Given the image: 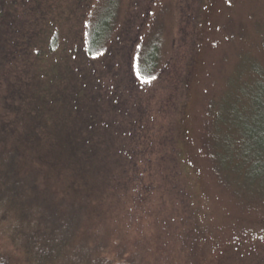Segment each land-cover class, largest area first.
<instances>
[{"label":"rangeland","instance_id":"obj_1","mask_svg":"<svg viewBox=\"0 0 264 264\" xmlns=\"http://www.w3.org/2000/svg\"><path fill=\"white\" fill-rule=\"evenodd\" d=\"M108 2L32 0L31 10H20L24 16L12 17L15 23L7 21L16 30L22 26L31 30L27 45L32 49L13 50L17 52L15 60L0 64L6 67L3 73L0 70V136L7 132L3 130L10 132L8 140L0 139V257L7 264H27L21 240L46 248L41 240L48 238L46 220L50 214L58 219L66 208L48 202L55 193L58 199L70 192V197L74 195L70 188L79 186L80 175L86 183L79 186L81 190L88 183L91 187L99 184L96 176L107 169L105 151L111 153L110 149L121 143L118 135L129 132V118L118 114L128 109L133 111L135 126L144 121L156 130L146 140L158 147L167 144L163 135L174 121L170 135L180 155V185L173 186L171 194L160 192L167 198L162 219L149 207L138 211L134 206L129 216L133 233L157 236L150 243L164 259H169L166 251L191 264H264V177L254 156L246 154L244 127L257 115L256 95L259 83L264 82V0H200L196 22L185 26L182 34L176 22L177 0H123L116 42L109 41L107 50L89 58L83 51L88 45V26ZM11 8L8 5L6 11ZM0 9L4 10L2 0ZM128 9L134 13L132 19ZM55 33L59 52L51 53ZM18 40L22 48L23 40ZM152 40L160 52L159 76L150 82L134 83L132 78L129 82L132 65L136 66ZM63 45L68 49L60 52ZM36 49L43 51L42 55ZM59 65L62 71L74 67L73 75H80L88 91L97 81V94L112 96L99 108L93 106L102 115L101 136L105 140L98 143L100 153L92 149L95 154L91 156H98L94 163L70 160L71 132L66 129L84 123L81 110H89L93 98L81 99L83 85L76 89L69 78L65 84L60 82L55 76ZM164 75L166 82L159 84ZM60 96L65 101H58ZM118 120H123L125 132L123 126L118 127ZM125 141L128 145V139ZM13 149L19 153L15 165L10 164ZM100 164L103 170L97 169ZM118 165L113 168L122 172V163L120 168ZM38 171L46 177V185ZM34 183L42 188L32 189ZM107 189L111 191L109 185ZM101 218L90 227L95 234ZM169 220H181V224L169 225ZM86 228L84 221L77 233ZM104 236L99 232L100 240Z\"/></svg>","mask_w":264,"mask_h":264},{"label":"trees","instance_id":"obj_2","mask_svg":"<svg viewBox=\"0 0 264 264\" xmlns=\"http://www.w3.org/2000/svg\"><path fill=\"white\" fill-rule=\"evenodd\" d=\"M31 1L32 0H2L4 10L0 9V64H11L10 62L15 60L16 53L23 51L20 49H27L28 47L27 44L29 43L31 30L27 32V28L23 26L22 30H16L10 22L15 23V21L11 19L12 17L21 18L24 16V13H20V10H31L33 8V6L29 4ZM199 4L200 0H177L176 11L178 18L176 22H178V31H180L181 34L183 32L185 33V26L196 22V14L198 13L197 10ZM8 5L12 8L11 10L6 11ZM34 6L38 7L39 5L35 4ZM123 10V0H109L107 6H104L101 11L94 16L88 26V45L87 48L84 47L83 49L84 53L86 52V55L89 58L107 50L106 45L109 41L116 42V33L119 31L120 23L123 19ZM127 11L128 14H132L130 17L132 19L134 15L132 9H128ZM16 14L17 16H15ZM37 16L38 15L36 14V19ZM24 28L25 35H23ZM189 34L191 36V41L193 42V34L190 32ZM16 37L17 40H15ZM21 38L23 40L22 48H20L18 44L21 42L18 39L21 40ZM135 39H137V37H135ZM57 42L59 44L58 33H55L51 42V53L59 52V48L56 47ZM150 43L151 44L148 43L147 49L144 48L142 50V55H140L136 66L132 65V72L129 73L130 75H127L129 82L132 78L134 83L137 80L141 83H145L150 82L159 76V69L161 68L159 47L154 40ZM33 47L36 48V46ZM28 49L31 50L32 46L28 47ZM67 49V45H63V48H60V52L64 50L67 51ZM73 49L71 51H73ZM110 49L111 47L109 50ZM13 50L18 51L15 52ZM36 53L42 55L43 51L41 52V50L39 51L36 49ZM20 56L25 58L22 53ZM189 57L190 55H187L185 67L188 64ZM27 58L29 59V55ZM134 58L135 53H133L132 57L133 62ZM4 66L0 67L2 73L5 72L4 70L6 67ZM27 68L29 67L27 66ZM61 69L63 68H60L59 65V69L57 73H55V76L60 82L62 81L65 84V82L68 81L66 78H69V81L74 84L76 89H79V87L83 85L82 89H84V91L82 90L83 98L81 99L87 100V97H89L91 100L93 98L89 110H81L82 116L86 117L83 118L80 115L81 119L83 118L84 123L68 126L66 129H69L71 132V134H69L71 136L72 145L70 153L72 156H70V160H74L77 164L89 162L94 163L98 156H91L95 154L92 149H98L100 153L101 147L99 144L101 145V141L102 143L105 141L101 136L103 131L102 128L104 127L103 123H101L103 118L101 113L96 109L105 102L107 97L110 96L112 99V96L110 94H106V96H103L102 94L98 95L97 81L93 83L94 87L89 88L88 91L87 86L85 85L86 82L83 83L79 79L80 75L75 74L76 77L73 75L74 67H69V69L64 67L63 71ZM79 72H81V69H79ZM129 76L131 77L129 78ZM165 77L166 75L158 79L159 84L162 83V80L166 79ZM259 84V94L256 95L257 110H254L257 115L254 116L249 123H246L244 127L246 130L247 141L246 154L247 156H254L252 158L255 160V164L260 165V172L264 177V82ZM109 86H111V84H109ZM5 95L7 96V94ZM15 95L16 94L13 93L12 97ZM57 99L58 101H65L62 96ZM178 104L179 99L177 100V105ZM88 105L89 104H87V106ZM93 106H95L96 109ZM119 109H121L120 105ZM127 110H121L118 114L122 118L124 117V119L129 118V132L118 135L121 138V143L116 145L114 149H110L113 150L111 153L109 150L105 151L106 153L104 155L106 158L107 169H102L101 164L103 161H100L101 164L97 165V169L99 167L103 171H100L102 173H98L99 176H96L100 181L99 184L95 186L96 188L91 187L88 183L81 190L79 186L82 188L86 183L84 177L80 175L78 176L79 182L77 183L79 186H76L73 189L70 188L74 193V195H72L73 197H70V190H68L70 192L69 196H63L62 199H58L55 193V197H52L51 201L48 202L50 204L49 206L52 204H59L66 208L62 211L58 219L53 218V215L50 214V219L46 220V227L49 228V233L46 236L48 238L41 239L44 241L43 243H46V248H44V246L40 247L35 243H29L28 241L21 240L19 242V245L23 247L21 250L22 253L28 256L27 264H191V262H183L179 260L172 252L168 253L164 251L169 256V259H164L161 254L156 253L157 251L154 250L155 247L150 243L157 236L154 235L153 237L151 235H146L143 237L142 231L141 236L139 234L135 235L130 229L129 216L132 213L131 210L134 206L138 208V211H140L141 208L146 210L147 207H149L158 219H162L165 209L163 202L166 201L167 198L160 192L171 194L173 186L180 185L178 183L180 178L178 169L180 155L178 154L177 146L172 142L173 139H171V135L173 134L171 126H174V121L163 135L167 141V144L164 146L166 148L162 146L158 147L154 141L148 142L146 140L147 137H153L152 134L154 132L156 133V130H151L146 123H143L144 121L139 123V126H135L134 124H137V122L132 120L135 117L133 111L129 110L127 112ZM117 111L119 112V110ZM237 111L239 114V110ZM98 120L99 122L97 124ZM120 121L118 120V127L122 128L123 126L124 129L125 127L122 125L124 122L123 120ZM84 124L87 125V128L83 127ZM132 124L136 127L135 132L131 128ZM131 129L134 133L131 132ZM125 130L126 128L124 129V132ZM3 131H7L8 133L4 132L5 135L2 137L0 136V139L5 138L8 140L10 136L9 130ZM83 131L86 133L83 134ZM88 136L92 140L87 139L89 138ZM125 138L128 139V145ZM2 141H4V139H2ZM87 141L89 142L87 143ZM145 149H149V152L146 154L143 152ZM76 152H79L80 156L79 153L77 156ZM18 155L19 153L17 150L13 149L12 152H10V164L15 165L17 163ZM126 155H129L130 157ZM117 163L119 164V168L122 163V172L119 171L117 166L113 168L114 164ZM40 168L43 170L41 166ZM74 171L80 173V171ZM39 172L41 173V171H38V174ZM24 177L27 178L26 176ZM41 178V183L46 185L47 182H44L43 180L46 179V177L42 174ZM39 184L40 183H38V185ZM38 185L34 183L32 189L36 188L37 190L42 188ZM107 185H109L111 191L107 189ZM54 186L55 184H53V187ZM117 188L120 189L116 192L115 189ZM98 196H100L101 199H98ZM44 200H46V198ZM97 218H101L100 222L102 224H100V230L98 228V234H95V230H93V228L90 229V227H93L92 224H94ZM84 221L87 228L84 232L82 231L79 234L77 233V228L80 227L82 230ZM169 221V225H172V222L174 224H177V222L181 224V220L180 222L179 220ZM191 228L197 230L195 224H191ZM99 232H101L102 235H105L103 240L99 239ZM78 235H82V238L78 239ZM75 238H77V240H75ZM97 242L99 243L98 245ZM36 243H38V240ZM12 244L13 247L17 249L16 245L14 243ZM58 244L61 245L60 248L58 247ZM0 264H7V261L0 257Z\"/></svg>","mask_w":264,"mask_h":264}]
</instances>
